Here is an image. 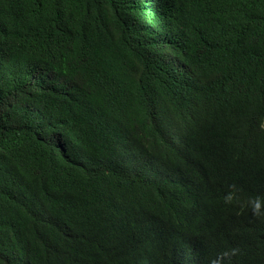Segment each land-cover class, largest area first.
I'll use <instances>...</instances> for the list:
<instances>
[{
    "label": "trees",
    "instance_id": "1",
    "mask_svg": "<svg viewBox=\"0 0 264 264\" xmlns=\"http://www.w3.org/2000/svg\"><path fill=\"white\" fill-rule=\"evenodd\" d=\"M220 188L198 252L179 212ZM156 227V264H264V0H0V264H124Z\"/></svg>",
    "mask_w": 264,
    "mask_h": 264
},
{
    "label": "clouds",
    "instance_id": "2",
    "mask_svg": "<svg viewBox=\"0 0 264 264\" xmlns=\"http://www.w3.org/2000/svg\"><path fill=\"white\" fill-rule=\"evenodd\" d=\"M167 1V0H165ZM149 11L143 9L140 18H148ZM149 25L150 19H147ZM152 32L155 30V24H152ZM171 53L172 59L169 63H166V67L173 70L177 74H184L192 70L191 62L177 57L173 51L168 48ZM133 86V83H132ZM188 136V130L182 132L181 138L185 139ZM58 141V140H57ZM63 144V143H62ZM86 161L92 162V157L87 158ZM157 180L164 182L167 177L158 176ZM183 208L179 213L189 212L190 209H194V214L191 217L190 223H187L189 230L193 233L191 240L197 241L196 249L198 252L201 251V243L203 240L210 241L209 248L207 251L202 253H207L212 250L218 238L217 224L222 219L227 217H216L215 213L219 209H225L232 211L229 205V191L227 188L216 189L211 192L206 197H201L198 195L196 189L192 190L184 200ZM253 211L259 214L260 205L259 202L253 208ZM233 212V211H232ZM16 223L11 225L14 229ZM13 232V231H12ZM14 233V232H13ZM168 243V232L164 227H156L149 231L143 232L141 234H129L124 231V234L112 243L111 245L115 251L121 256L124 264H156L151 260L146 254V249H157L161 256L166 252V245ZM145 251V252H144ZM3 261L5 264H16L17 261H24L26 257H22L21 254L16 252L15 242L11 243L4 251ZM186 255L194 254L193 250L186 249ZM181 258L170 257L167 259L165 264H177ZM188 263H198L203 261L197 257L187 259ZM31 262H26L24 264H29ZM18 264V263H17ZM204 264V263H203Z\"/></svg>",
    "mask_w": 264,
    "mask_h": 264
}]
</instances>
